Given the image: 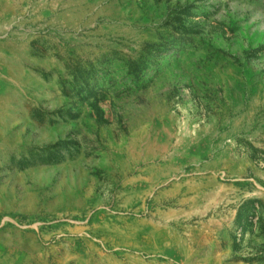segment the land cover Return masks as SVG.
<instances>
[{
    "label": "rangeland",
    "instance_id": "1",
    "mask_svg": "<svg viewBox=\"0 0 264 264\" xmlns=\"http://www.w3.org/2000/svg\"><path fill=\"white\" fill-rule=\"evenodd\" d=\"M0 264H264V0H0Z\"/></svg>",
    "mask_w": 264,
    "mask_h": 264
}]
</instances>
